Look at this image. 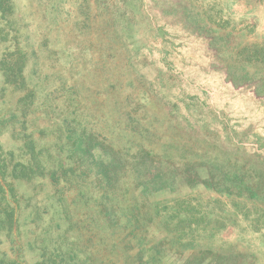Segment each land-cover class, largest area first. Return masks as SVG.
<instances>
[{
	"label": "rangeland",
	"instance_id": "1",
	"mask_svg": "<svg viewBox=\"0 0 264 264\" xmlns=\"http://www.w3.org/2000/svg\"><path fill=\"white\" fill-rule=\"evenodd\" d=\"M263 42L264 0H14L13 13L0 15V148L10 154L11 171L31 155L80 164L78 153L72 156L69 150L86 146L80 137L90 134L95 162L91 157L83 161L90 172L80 180L87 203L95 206L102 194L139 195L141 189L131 186L134 176L128 172L109 191L100 180L106 153L126 142L119 127L112 126L119 116L110 97L119 86L133 103L151 100L149 108L136 113L153 121L159 135L167 125L175 127L168 134L185 146L174 148L179 165L205 168L207 162L234 165L242 159L246 167L264 172V63L252 60L254 46ZM17 48L26 53L25 85L6 79L3 72V63L15 59ZM115 93L121 108L123 97ZM35 174L40 178L15 182L21 197L17 222L0 228V257L7 262L36 264L43 245L52 248L55 241L67 250L58 243L65 241L60 231L65 227L60 224L58 231L53 217L61 193L46 172ZM178 185L151 196L161 202V214L171 211L173 200L186 197L184 207L204 218L201 225H192L190 234H204L215 250L235 247L243 253L235 264H264V219L253 214L254 206L202 186ZM83 207L71 211L67 234L82 236L80 257L98 251L88 257L90 263L105 259L106 264L111 243L125 233L98 244L103 231L84 221L82 228L77 226L85 219L79 214ZM254 219L259 221L254 224ZM186 232L187 245H196ZM163 249L166 263L187 259V264H205L211 259L189 247Z\"/></svg>",
	"mask_w": 264,
	"mask_h": 264
},
{
	"label": "trees",
	"instance_id": "2",
	"mask_svg": "<svg viewBox=\"0 0 264 264\" xmlns=\"http://www.w3.org/2000/svg\"><path fill=\"white\" fill-rule=\"evenodd\" d=\"M13 11L14 0H0L1 17H6ZM253 52L252 60L264 63V55L262 56L264 42L259 47L254 46ZM14 53L15 59L7 65L5 63L2 65L5 78L11 77L15 82L25 85L22 72L26 53L19 48ZM260 71L264 72V64ZM241 80H246V78L242 76ZM114 89L119 94L117 98L123 97L124 104L118 108L116 93L111 95L110 99L114 100L111 105L115 106L114 112L119 116L118 121L112 126L119 127L123 135L122 139H125L126 142L119 149L112 145L113 148L106 153L107 162L99 165V172L102 174L100 180L105 184V190L109 191L115 186L119 177L123 176L124 172H128L130 176L132 174L134 176L131 186L135 185L140 188V194H131L128 199L124 198L125 194L122 197L111 194H107L105 197L102 194L95 206L87 203L89 197L83 191L85 189L84 181L80 180L87 177L90 172L89 163L83 161L91 157L92 163L95 162V156L91 155L94 138L90 134L86 139H83L81 134L79 143L85 141L86 146L80 144L77 148L69 150L72 156L74 152L78 153L80 164L66 165L69 162L65 159L61 160L59 157L42 161V159L39 160L31 155L24 163H16L11 171L10 154L3 152L0 148V228L10 227L17 222L21 197H18L15 182L27 177L40 178L35 173L43 170L46 172L49 182L61 193V197L56 201L57 207L53 212V217L57 220L55 227L58 231L60 224L65 227L60 229L65 241L58 243L65 246L67 250L57 246V241L51 240V242L55 241L54 245L52 248L49 245H43L41 260L36 264H94L90 263L88 257L98 251L87 252L88 256L80 257L81 249L78 246L82 236L77 233L68 235L73 222L71 211H77L78 205L83 207L86 203L87 206L83 207L84 211L79 212L85 216V219L78 221L77 226L82 228L81 222L84 221L94 224L95 230L103 231L102 235L104 233L105 236H97L98 244L107 245L108 236L117 235L119 237V234L125 233L121 241L111 243L109 249L111 258L107 260L106 264H175L176 262L166 263L163 260L165 256L163 247L165 246H170L172 250L177 249L176 251L181 249L187 251L188 247L189 250L192 249L199 254L202 251L203 254L211 256V259L205 264H235L243 256V253L236 251L235 247L215 250L212 245H209V238L204 234L203 236L199 234L196 237L193 236L194 234H190L194 227L192 225H201L204 218L201 216L198 219L190 214L189 205L184 207L185 202L188 201L185 199L186 197L173 200L174 207H171V211L161 214L159 209L161 202L151 200V196L165 191H173L178 184L184 185L188 189L202 186L220 195H225L227 198L242 200L241 202L248 203L251 207L254 206L253 214L260 215L259 219L260 217L264 219V172L249 167L253 172L251 175L242 159L241 162H236L234 165L224 164V161L214 165L207 162L209 166L205 168L188 167L186 163L179 165L175 161V151H180L185 146L174 133L168 134V132H173L175 127L167 125L159 135L153 121L144 118L145 114L143 117H139L136 113V109L149 108L151 100L145 101V105L133 103L129 93L124 95L119 86L118 90L116 87ZM70 133L69 131L66 140L70 139ZM160 140L163 145L160 144ZM73 141L75 142L77 139H73ZM125 146L126 150H124ZM31 149L33 150V147ZM129 150L135 152L130 157L123 156L122 152L127 153ZM46 151L49 152L48 149ZM48 154L51 155V153ZM42 176L45 177V173H42ZM181 178L182 180H180ZM164 204H167V201ZM192 208L194 209V207ZM242 215L247 216L244 213ZM259 219L252 220V223L256 224ZM105 226L110 228L111 232H106ZM186 229L189 230L190 240L197 242L196 245H191V243L187 245ZM44 240L46 239L44 238ZM202 240L205 242H201ZM103 261L97 264H105ZM0 264L18 263L7 262L0 257ZM177 264H187V259ZM200 264L202 263L200 262Z\"/></svg>",
	"mask_w": 264,
	"mask_h": 264
}]
</instances>
